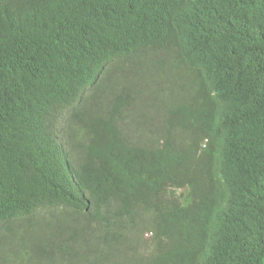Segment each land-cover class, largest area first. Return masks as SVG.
<instances>
[{
	"label": "trees",
	"instance_id": "obj_1",
	"mask_svg": "<svg viewBox=\"0 0 264 264\" xmlns=\"http://www.w3.org/2000/svg\"><path fill=\"white\" fill-rule=\"evenodd\" d=\"M0 264H264V0H0Z\"/></svg>",
	"mask_w": 264,
	"mask_h": 264
},
{
	"label": "clouds",
	"instance_id": "obj_2",
	"mask_svg": "<svg viewBox=\"0 0 264 264\" xmlns=\"http://www.w3.org/2000/svg\"><path fill=\"white\" fill-rule=\"evenodd\" d=\"M202 150L207 154L210 158L223 153L224 149L216 144L210 142L209 139H205ZM216 170H219L218 173ZM211 173L213 176V184L215 186H224L227 185L229 181V176L231 172L222 166L215 165L211 163Z\"/></svg>",
	"mask_w": 264,
	"mask_h": 264
},
{
	"label": "rangeland",
	"instance_id": "obj_3",
	"mask_svg": "<svg viewBox=\"0 0 264 264\" xmlns=\"http://www.w3.org/2000/svg\"><path fill=\"white\" fill-rule=\"evenodd\" d=\"M50 218V217H49ZM51 219V218H50ZM40 230L41 232L44 234H47L48 233V229L47 227L45 226V222H44V219H42V223H41V227H40ZM147 237H149L148 235H146Z\"/></svg>",
	"mask_w": 264,
	"mask_h": 264
},
{
	"label": "bare ground",
	"instance_id": "obj_4",
	"mask_svg": "<svg viewBox=\"0 0 264 264\" xmlns=\"http://www.w3.org/2000/svg\"><path fill=\"white\" fill-rule=\"evenodd\" d=\"M221 51V50H220ZM235 55V54H234ZM235 57V56H234ZM116 58V57H115ZM195 66V65H194ZM100 77V76H99ZM97 81H99V80H97ZM91 86H93V85H91ZM82 88V87H81ZM80 90H82V89H80ZM84 90V89H83ZM83 93H85V92H83ZM79 94V93H78ZM80 107V106H79ZM259 117V116H258ZM237 120V119H236ZM234 123H236V122H234ZM220 124V123H219ZM238 124V123H237ZM239 124H242V123H239ZM248 125V124H247ZM250 125V124H249ZM231 126V125H230ZM238 126V125H237ZM245 126V125H244ZM220 127V126H219ZM232 130V129H231ZM237 131V130H236ZM228 132V131H227ZM233 132V131H232ZM230 135V134H229ZM227 136V135H226ZM221 138V137H220ZM227 139V138H226ZM234 140V139H233ZM234 142V141H233ZM227 145V144H226ZM243 146V145H242ZM74 178V177H73ZM205 237V236H204ZM208 237V236H207ZM205 239V238H204ZM209 241V240H208ZM207 242V241H206ZM215 242V241H214ZM211 244V243H210ZM191 250V249H190ZM194 250V249H193ZM192 250V251H193ZM197 253V252H196ZM174 260V259H173ZM175 262V261H174Z\"/></svg>",
	"mask_w": 264,
	"mask_h": 264
}]
</instances>
